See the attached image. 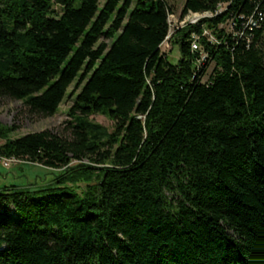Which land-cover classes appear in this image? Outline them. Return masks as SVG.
<instances>
[{"label":"trees","instance_id":"obj_1","mask_svg":"<svg viewBox=\"0 0 264 264\" xmlns=\"http://www.w3.org/2000/svg\"><path fill=\"white\" fill-rule=\"evenodd\" d=\"M189 13L211 16L170 37L172 64L167 0H0V99L49 117L74 87L67 137L0 144L67 170L0 186V264H264V0ZM78 179L83 192L65 186Z\"/></svg>","mask_w":264,"mask_h":264},{"label":"rangeland","instance_id":"obj_2","mask_svg":"<svg viewBox=\"0 0 264 264\" xmlns=\"http://www.w3.org/2000/svg\"><path fill=\"white\" fill-rule=\"evenodd\" d=\"M167 2H169L173 8L172 16L170 14L168 17V20L170 19L171 37L175 34L176 30L182 29L185 26L180 25L182 24L180 15L182 13L185 0H167ZM198 14L199 13H189L184 18L185 22H195V24H197L201 20L199 18V21H196V17L193 16H197ZM221 27L224 29L227 28L226 24L219 25V28ZM202 30L205 34L212 35L211 30L208 27L203 26ZM165 44L168 47H166ZM165 44L162 46V49H165V51L172 49V51H170L171 53L169 52L168 60L172 64H175L179 58L178 48H171L169 42H166ZM212 69L213 66L209 68L208 75ZM206 79L207 75L204 81ZM73 88L74 87L72 85L67 91L66 96L59 105L56 113L49 117H37L29 115L25 111L20 100L5 98L0 99V126L3 128H9L12 126L15 127L13 132L8 133V135L4 138H0V144L8 139H14L28 133L39 132L43 130H49L53 133L61 134L67 137L69 133L65 130V122L68 121L67 112L73 100V97H70ZM89 118L90 120L105 126L110 131H112L114 123L107 115L103 113H94ZM86 163L88 162L85 161V164ZM66 171V169L50 170L39 165L29 164L15 160L13 158L0 159V186H15L26 190L54 187L59 179L58 176L65 173ZM93 179L94 177H92L90 181ZM86 183H88V180L78 179L76 182L66 183L65 186L73 189L77 193H81L83 192Z\"/></svg>","mask_w":264,"mask_h":264},{"label":"built area","instance_id":"obj_3","mask_svg":"<svg viewBox=\"0 0 264 264\" xmlns=\"http://www.w3.org/2000/svg\"><path fill=\"white\" fill-rule=\"evenodd\" d=\"M171 16H172V14H171ZM171 16H170V18H171ZM207 16H211V14H198L197 16H193V17H196V21L198 20L199 21V18H200V20L201 19H203L204 17H207ZM180 17H181V15H180ZM180 20V19H179ZM168 23H169V33H168V36L166 37V41L161 45V49H162V46H164V44L167 42L168 43V40H169V37H170V20H168ZM187 24H195V22L193 23V22H189V23H187ZM254 24V23H253ZM180 25H182V26H184V25H186V24H180ZM205 34V33H204ZM205 35H210V34H205ZM166 45V44H165ZM166 47H168L167 45H166ZM193 48H196V44L195 43H193ZM163 51H165V49H162ZM0 159H3V158H0Z\"/></svg>","mask_w":264,"mask_h":264},{"label":"bare ground","instance_id":"obj_4","mask_svg":"<svg viewBox=\"0 0 264 264\" xmlns=\"http://www.w3.org/2000/svg\"><path fill=\"white\" fill-rule=\"evenodd\" d=\"M169 20H170V19H169ZM186 22H188V21H186ZM186 22H185L184 19L181 20V23H182V24H185ZM0 158H2V157H0ZM3 159H5V158H3ZM8 160H9V159H8Z\"/></svg>","mask_w":264,"mask_h":264}]
</instances>
